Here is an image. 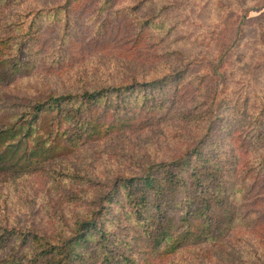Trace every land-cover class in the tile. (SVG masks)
Listing matches in <instances>:
<instances>
[{
  "label": "rangeland",
  "instance_id": "374dc122",
  "mask_svg": "<svg viewBox=\"0 0 264 264\" xmlns=\"http://www.w3.org/2000/svg\"><path fill=\"white\" fill-rule=\"evenodd\" d=\"M67 1L17 5L20 20L7 28L10 43L2 47L7 61L0 69V116L50 92L133 78H160L155 97L166 100L159 114H171L150 129L119 135L113 129L103 141L75 150L54 139L42 174L0 178L2 224H32L50 233L71 225L77 209L59 199L64 188L139 171L181 153L208 128V139L228 150L245 175L237 222L217 242L156 264H264V172L258 181L244 166L264 154V0ZM144 105V111L152 109L143 98L134 109ZM47 121L42 131H49Z\"/></svg>",
  "mask_w": 264,
  "mask_h": 264
},
{
  "label": "trees",
  "instance_id": "16d2710c",
  "mask_svg": "<svg viewBox=\"0 0 264 264\" xmlns=\"http://www.w3.org/2000/svg\"><path fill=\"white\" fill-rule=\"evenodd\" d=\"M23 1L0 0V69L7 61L2 47L10 43L5 33L15 19L20 20L15 11ZM56 8L61 11L64 6ZM29 29L26 26L24 33ZM159 79L133 78L108 87H83L76 93L50 92L30 99L18 112L0 116V178L42 174L47 145L54 139L75 150L103 141L113 129L119 135L157 125L171 114H159L166 100L155 97ZM140 98L152 109L144 111L146 105L134 109ZM180 113L172 115L181 118ZM46 117L48 132L41 125ZM202 131L201 138L181 153L150 161L139 171L89 178L81 186L64 188L59 199L77 209L71 225L50 233L32 224L6 226L0 220V264H156L228 235L238 219V196L247 192L245 175L228 150L213 137L208 139V128ZM256 135L260 139L263 130ZM258 157L261 162L245 160L244 166L259 181L264 154ZM52 209L59 212L54 204Z\"/></svg>",
  "mask_w": 264,
  "mask_h": 264
}]
</instances>
